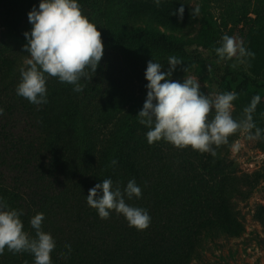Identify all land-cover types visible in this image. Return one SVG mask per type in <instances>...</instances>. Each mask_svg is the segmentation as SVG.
Returning <instances> with one entry per match:
<instances>
[{"label":"trees","instance_id":"obj_1","mask_svg":"<svg viewBox=\"0 0 264 264\" xmlns=\"http://www.w3.org/2000/svg\"><path fill=\"white\" fill-rule=\"evenodd\" d=\"M223 3L220 24L208 13L198 34L199 45L219 61L224 30L242 26L246 49L255 53L241 67L224 63L222 81L238 98L234 119L243 118L253 92L249 74L264 73V0H218ZM41 0H0V27L27 43L32 25L28 13ZM83 14L101 32L104 55L92 79H82L83 91L47 80V103L34 105L16 93L26 52L17 45H0V198L22 213L24 230L35 236L30 220L43 213L42 230L56 242L52 264H190L209 231L242 236L245 224L233 205L234 196L253 192L258 176L237 175L227 161L229 145L217 155L190 147L177 149L160 141L147 142L149 129L138 113L147 97L145 72L150 60L163 65L168 57L183 63L171 79L197 62L182 45L160 34L136 28L156 24L173 31L190 28L195 17L185 0H77ZM209 5L211 0H201ZM184 6L183 19L173 13ZM225 7V9H224ZM253 120L264 130V107L258 103ZM254 130V129H253ZM255 131V130H254ZM260 147L264 148V132ZM118 163L113 166L112 161ZM111 179L121 191L128 181L141 188L128 205L148 211L151 225L138 231L112 211L106 220L87 205L89 189ZM264 225V219L262 220ZM67 245L71 246L68 253ZM65 253L68 258L61 257ZM0 264H34L29 253L5 249Z\"/></svg>","mask_w":264,"mask_h":264},{"label":"clouds","instance_id":"obj_2","mask_svg":"<svg viewBox=\"0 0 264 264\" xmlns=\"http://www.w3.org/2000/svg\"><path fill=\"white\" fill-rule=\"evenodd\" d=\"M155 3L159 6L160 0H155ZM199 12V7H194L191 15L198 16ZM183 14L184 6L181 4L173 15L183 19ZM28 21L32 25L31 31L23 34L27 40L23 50L28 55L24 60L26 67L20 68L17 95L34 105L46 104L49 78L73 85L75 92L83 91L84 85L80 81L92 79L104 55V45L101 32L83 14L77 0H41L39 8L33 7L28 13ZM215 53L219 61L235 59L241 64L255 57L254 52L246 49L243 40L229 35L222 37ZM182 63V59L169 56L167 72L162 71L163 65L158 62L150 60L147 64V97L137 117L139 123L149 129L146 135L150 145L164 141L177 149L190 147L216 157V149L229 145L230 138L237 133L250 140L261 139L264 130L253 120V113L260 102L259 95L254 96L249 106L243 109V118L234 119L233 102L238 93L229 91L204 95L195 77L185 76L182 83L172 80V73ZM3 115L4 109L0 107V116ZM232 147L237 148L238 142ZM117 163L112 161L113 166ZM141 195V188L135 180L128 181L121 191L119 185L113 186L111 179H104L89 189L86 200L101 219H108L115 211L125 217L129 227L144 231L151 225L148 211L130 206L125 201V196L131 199ZM21 215L0 198V255L7 249L13 254L33 255L34 264H52L51 253L56 242L50 233L42 230L44 214L38 213L30 220V226L35 230L34 237L24 230ZM66 247L70 254L71 246ZM61 257L68 258L65 253H61Z\"/></svg>","mask_w":264,"mask_h":264},{"label":"rangeland","instance_id":"obj_3","mask_svg":"<svg viewBox=\"0 0 264 264\" xmlns=\"http://www.w3.org/2000/svg\"><path fill=\"white\" fill-rule=\"evenodd\" d=\"M193 9L199 7L200 12L187 30L173 31L156 24H139L136 28L160 34L172 43L182 45L197 62L189 70H181L180 75L172 80L183 82L185 76L195 77L200 83V91L204 95H212L232 91L222 81L224 63L215 61L212 53L198 42V34L206 23L207 14L210 13L220 24L223 13V3L211 0L205 5L201 0H185ZM225 9V7H224ZM242 26L229 25L224 30V35L235 36L240 40L244 38L241 33ZM14 44L23 50L26 44L17 39L5 27H0V45ZM24 51V50H23ZM25 52V51H24ZM28 55V53H26ZM236 68L245 72L246 67L235 61ZM24 67H26L24 65ZM252 81L249 89L254 96H260V104L264 107V73L257 78L249 74ZM233 92V91H232ZM235 105L233 117L235 116ZM254 133V130H253ZM227 152V161L234 163L237 175L256 174L258 184L252 193L243 198L234 196L233 205L240 219L245 224L246 231L240 237L225 233L209 231L203 237L198 251L190 264H264V148L260 147L261 139L250 140L246 135L237 133ZM238 142V147L233 149L232 144Z\"/></svg>","mask_w":264,"mask_h":264}]
</instances>
